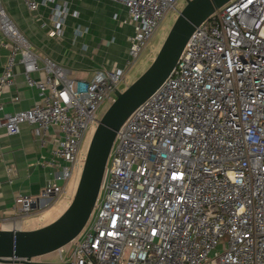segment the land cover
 I'll return each instance as SVG.
<instances>
[{
    "label": "built area",
    "instance_id": "built-area-1",
    "mask_svg": "<svg viewBox=\"0 0 264 264\" xmlns=\"http://www.w3.org/2000/svg\"><path fill=\"white\" fill-rule=\"evenodd\" d=\"M109 1L132 24L126 58L78 79L33 47L0 0V95L15 65L37 95L14 112L0 100V127L13 135L26 123L40 145L49 127L59 134L46 184L13 200L20 216L65 194L100 105L164 15L179 10L178 0ZM21 2L29 12L48 6L47 34L61 36L65 4ZM91 213L56 250L60 264H264V0H228L195 27L167 77L118 128Z\"/></svg>",
    "mask_w": 264,
    "mask_h": 264
},
{
    "label": "crops",
    "instance_id": "crops-1",
    "mask_svg": "<svg viewBox=\"0 0 264 264\" xmlns=\"http://www.w3.org/2000/svg\"><path fill=\"white\" fill-rule=\"evenodd\" d=\"M55 2L65 4L67 8L62 34L57 38L47 34L51 27L48 6L29 12L21 0H2L8 15L33 47L67 66L71 77L88 79L95 69L122 67L126 58V38L132 32V24L123 6L109 0ZM42 22L46 24L44 27H40ZM6 53L5 48L0 49V73ZM20 72V66L15 65L13 84L2 89L0 100L3 112L26 109L37 98L35 90L24 84ZM34 77L41 75L36 73ZM58 135L55 127H49L40 145L26 123H21L19 132L13 135L6 134L0 127V229H35L47 224L38 223L39 216L46 210L65 208V203L56 206L57 200L44 199L28 216H20L13 210L16 196L37 195L46 184L51 172L46 162ZM31 260L41 264H60L56 251Z\"/></svg>",
    "mask_w": 264,
    "mask_h": 264
},
{
    "label": "water",
    "instance_id": "water-1",
    "mask_svg": "<svg viewBox=\"0 0 264 264\" xmlns=\"http://www.w3.org/2000/svg\"><path fill=\"white\" fill-rule=\"evenodd\" d=\"M227 1L184 0L150 64L122 90H114L113 99L88 141L77 183L66 207L55 219L38 228L0 229L1 264H41L31 259L56 251L81 231L95 205L118 128L167 77L195 27Z\"/></svg>",
    "mask_w": 264,
    "mask_h": 264
},
{
    "label": "rangeland",
    "instance_id": "rangeland-1",
    "mask_svg": "<svg viewBox=\"0 0 264 264\" xmlns=\"http://www.w3.org/2000/svg\"><path fill=\"white\" fill-rule=\"evenodd\" d=\"M183 4H184V0H178L176 8L180 9L183 6ZM176 14L177 13L175 11H168L164 15L162 21L160 22V24L158 25V27L154 31L153 35L150 37V39L146 43V45L143 48L140 55L133 62V64L125 71L123 81L117 85V88L119 90H122L126 85H128L132 80H134L150 64V62L152 61L157 49L160 46L162 40L164 39L171 23L173 22ZM110 100H111L110 98H107L100 105V108H99L98 113H97L98 118L101 116V114L107 108V106L110 103ZM95 126H96V124L89 125L88 128L86 129L85 133H84V136H83V139H82V142L80 145V149L78 152L79 163L72 170L71 176L66 182L65 194H63L58 199H56L57 200L55 203L56 206L58 204L61 205L62 203H65L67 205L72 194H73V191L75 189L77 179H78V176L80 173V169H81L82 161L84 158L85 150H86L88 141L92 135V132H93ZM52 209H55V208H52ZM56 209H59V208L56 207ZM62 211H63V209L62 210L61 209L60 210H46L43 213V215H40L39 219L36 218V220L38 219L39 225L48 223L52 219H55ZM91 215H92V213L90 214L88 220H90Z\"/></svg>",
    "mask_w": 264,
    "mask_h": 264
}]
</instances>
